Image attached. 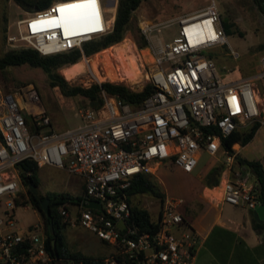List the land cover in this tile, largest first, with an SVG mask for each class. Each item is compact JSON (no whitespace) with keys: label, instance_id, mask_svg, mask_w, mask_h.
Masks as SVG:
<instances>
[{"label":"built area","instance_id":"built-area-1","mask_svg":"<svg viewBox=\"0 0 264 264\" xmlns=\"http://www.w3.org/2000/svg\"><path fill=\"white\" fill-rule=\"evenodd\" d=\"M76 5L91 8V24L66 33L58 19ZM170 24L147 21L141 26L151 56L146 76L153 92L134 106L103 91V103L81 111V124L75 128H53L34 83L8 92L0 82V264H195L199 237L187 201L168 194L163 199L140 195L150 197V204L159 203L157 216L152 214L157 230L145 231L132 219L129 189L138 175L158 177L165 164L193 173L204 154L223 155L224 171L232 173L236 153L223 148V138L246 131L257 121L264 124V52L256 73L225 82L214 59L205 53L229 43L215 0L200 13L181 17L178 35L164 43L155 32ZM113 26L102 0L94 6L86 0H54L47 9L18 20L17 34L9 39L18 48L53 55L82 48ZM25 160L83 178L85 199L100 202L103 209L86 208L82 202L74 214L67 202L60 213L69 227L86 228L110 245L109 256L53 255L42 221L23 226L15 219L18 207L38 211L17 169ZM223 198L249 209L260 204L256 185L228 175Z\"/></svg>","mask_w":264,"mask_h":264},{"label":"rangeland","instance_id":"rangeland-1","mask_svg":"<svg viewBox=\"0 0 264 264\" xmlns=\"http://www.w3.org/2000/svg\"><path fill=\"white\" fill-rule=\"evenodd\" d=\"M102 1L106 17L109 21L113 22L114 18L112 16L114 8L118 5V0ZM215 2L221 11L222 19L232 22L234 26L232 27V32L228 34L229 43L214 46L205 53L214 59L219 73L225 82L253 75L257 71L259 55L264 52L259 50V46L264 45V14L259 10L254 0H215ZM212 3L213 0H144L133 13L131 29L125 37V39L132 40L130 42L134 44V53L140 58L139 61L131 64L130 67L133 69L138 64L142 73H139V70L135 67L136 76L133 79L134 81L128 77L125 78L124 71H121L122 64L114 55L111 57V65H114L113 68L117 73L119 72L120 80L106 78L108 75V65L100 61L98 71L103 76L102 78L94 75V70L88 67L87 71L75 81H68L73 85L84 87H89L95 82L111 81L126 84L135 91L143 90L148 83L146 75L150 72V65L146 61H151V56L148 48H140L137 43L142 34L141 26L147 21L171 22L162 31L155 32V35L161 38L164 43L171 42L178 35L179 19L181 17L201 12ZM90 12L91 10L88 7L70 9L59 21V27L67 33L76 27L75 19L80 16L89 17ZM27 16L26 10L15 0H0V56L9 49L18 48L15 45L16 42L10 41L9 37L10 35L17 34L18 20ZM68 16L73 18L71 25L65 22V18ZM235 53H238L239 56L236 57ZM96 54L90 57L84 56L83 62L87 61L86 58L89 60L95 58ZM141 60L144 66L140 65ZM227 69H230V72ZM60 73L63 74L62 69ZM0 82L8 92H13L26 83H34L39 89L43 107L49 114L54 113L61 130L77 126L81 121L80 112H84L90 106L89 100L86 98L81 96H65L59 87H51L48 83V76L42 68H35L29 65L11 67L5 73L0 72ZM49 130L51 128H45V131ZM31 131L34 132L35 129L32 128ZM246 146L247 148L243 149L242 152L244 155L248 156L251 160L264 161V125L252 142ZM239 148L240 146L237 144L234 145L235 150ZM223 161V155L214 158L208 154H204L202 164L198 165L196 171L193 173H186L179 168L165 164L160 169L159 176L156 179L160 182L165 194L178 198L181 197L187 201L190 189L195 186L198 179L202 178V166L213 167L219 163H223ZM37 177L41 193L44 195L54 192H69L75 196L85 195L83 178L70 174L66 169L46 164L39 167ZM231 178L234 180H246L256 185V177L250 169L242 171L237 167L235 168V172L232 173ZM217 191L218 189H214L210 193H217ZM6 200L8 198L4 199V201ZM150 201L151 198L147 195L135 198V203L140 204L144 208H151L152 214L157 216L159 203L150 204ZM197 203L201 202L198 201ZM190 208L188 206V215H191ZM70 210L75 214L78 211L77 205L71 204ZM14 216L23 226L42 221L41 214L39 211H35L32 206L27 209L18 207L15 210ZM65 235L71 251L81 252L84 255L92 257H106L111 254V246L86 228L80 226L69 227L65 230Z\"/></svg>","mask_w":264,"mask_h":264},{"label":"trees","instance_id":"trees-1","mask_svg":"<svg viewBox=\"0 0 264 264\" xmlns=\"http://www.w3.org/2000/svg\"><path fill=\"white\" fill-rule=\"evenodd\" d=\"M15 1L26 11L32 13L45 10L54 2V0ZM143 1L144 0H118L113 29L107 34L85 41L82 44V48H75L67 52L53 55H42L39 51L31 48L9 49L0 56V72L5 73L11 67L22 65L42 68L48 76V83L51 87H59L62 94L65 96H81L86 98L89 100L90 106L96 102L100 104L103 103V91L108 94L119 96L121 99L134 106H139L142 101L153 92L154 89L151 83H147L141 91H135L126 84L114 83L111 81L95 82L89 87H84L71 84L66 77L60 73V70L82 61L84 56L90 57L112 45L122 42L131 29L133 13L140 7ZM254 2L264 14V0H254ZM222 22L228 35L232 32L234 24L226 19H222ZM137 43L140 48H146L148 46L147 40L144 38L143 34L140 35ZM259 50L264 51V45H260ZM261 127L262 123L257 121L246 131L237 130L233 132L231 135L223 138V148L229 153H236L234 145L237 143L242 146L248 145L252 142L257 131ZM237 167L242 171L250 169L253 172L256 177L258 200L264 205V163L260 160H250L236 153L232 173L235 172V168ZM17 169L28 193L29 200L42 216V221L46 229L47 248L49 251L57 256L68 255L71 257H86L87 255L81 252L70 250L65 235V230L69 228V222L66 221L60 213V206L62 204L70 202L72 205H80L85 199V195L75 196L69 192L42 194V198H50L52 216L51 219H49L43 210L41 199H38L29 188L33 183L39 185L37 177L39 166L34 161L25 160L17 165ZM224 170V163L213 166L203 179L204 185L211 188L218 186L221 182ZM143 194L162 199L166 194L156 177L148 174L138 175L129 189V201L132 204V219H135L143 230L154 232L157 230L158 225L153 221L152 213L140 204L135 203V198ZM51 223L54 226V234L50 232L49 225ZM255 229L259 232L264 231V222L259 223L255 221ZM54 239L56 240V248H54L53 245ZM103 257L104 256H99L98 258Z\"/></svg>","mask_w":264,"mask_h":264},{"label":"crops","instance_id":"crops-1","mask_svg":"<svg viewBox=\"0 0 264 264\" xmlns=\"http://www.w3.org/2000/svg\"><path fill=\"white\" fill-rule=\"evenodd\" d=\"M26 13L29 16L32 12L26 11ZM116 13L117 6L112 16L113 21H115ZM50 115L56 131L71 129L61 130L57 117L54 113ZM80 124L81 121L77 126ZM237 145L240 148L235 150L236 153L250 159L242 153L247 146L239 143ZM200 164H202V159ZM211 169L212 167L202 166V178L198 179L195 186L190 189L187 197V209L188 206L192 208H190L191 215L188 216L199 237L195 264H264V231L259 232L255 229V221H258L255 217V209L236 206L224 200V179L227 175L231 177L232 173L224 171V178L218 186L212 188L205 186L203 179ZM214 189H218L217 193H210ZM197 200L201 203H197Z\"/></svg>","mask_w":264,"mask_h":264},{"label":"bare ground","instance_id":"bare-ground-1","mask_svg":"<svg viewBox=\"0 0 264 264\" xmlns=\"http://www.w3.org/2000/svg\"><path fill=\"white\" fill-rule=\"evenodd\" d=\"M76 6L87 7L85 5H76ZM73 8H75V6L72 7L71 9H73ZM88 8H90V7H88ZM69 10H67V11H69ZM67 11H65V12H63L61 14V17H59V19H58V23H59V21H61V19L63 18V16L65 15V13ZM114 11H115V8H114ZM91 16H92V11L90 12L89 17H83V16L81 17L80 16L77 19H75L74 22L76 24V27H74V29L69 30L68 32L81 30V29L89 26L91 24ZM112 23L113 22L109 21V24L110 25ZM84 24H87V25H84ZM79 26H83V27H79ZM61 30L63 31V29H61ZM130 40L131 39L126 38L122 42H120L118 44H115V45H113V46H111V47H109L107 49H104L101 52L97 53L96 56H95V58H93V59H90L89 60L88 58H86L87 61H85V62H83V60H82V61H80V62H78V63H76L74 65H71L69 67H66L63 70L64 76L69 81H75L80 75H82L83 73H85L87 71L88 67H90V68H92L94 70V72H95L94 75H96L98 78H102L103 76H101L100 73H99V71H98V64H99L100 61H102L103 63L105 62L108 65V75H107L106 78H109L111 80H118L119 79V74H118L119 72L117 73V71L113 68L114 65L113 66L111 65V57L115 55L116 58H118L119 61L122 64L121 65V67H122L121 71L122 70L124 71V73L126 75L125 78L128 77V78H130V80L135 79V76H136V74H135V67H136L137 70H139V73H142V71L140 70L138 64L135 65V67L133 69L130 67L131 64H134L135 62H137V61L140 60L139 56L136 53H134L135 52L134 44H132L131 43L132 40H131V42H130ZM103 69L105 70V68H103ZM122 75L124 76V74H122ZM103 80H105V79H103Z\"/></svg>","mask_w":264,"mask_h":264},{"label":"water","instance_id":"water-1","mask_svg":"<svg viewBox=\"0 0 264 264\" xmlns=\"http://www.w3.org/2000/svg\"><path fill=\"white\" fill-rule=\"evenodd\" d=\"M99 102H96L95 104H91V106H94V105H98ZM30 190L32 191V193L38 198V199H41V204H42V207H43V210L46 214V216L51 219V216H52V211H51V207H50V198L48 197H45V198H42V193H41V190H40V187L38 184L36 183H33L29 186ZM83 205L86 207V208H91V209H98V210H102V204L98 201H94V200H87V199H84L83 201ZM255 217L256 219L260 222V223H263L264 222V205L263 204H259L256 208H255ZM119 225L120 226H124V221H120L119 222ZM50 227V232L51 234H54V226L53 224L51 223L49 225ZM53 245H54V248H56V240L54 239L53 240Z\"/></svg>","mask_w":264,"mask_h":264},{"label":"snow or ice","instance_id":"snow-or-ice-1","mask_svg":"<svg viewBox=\"0 0 264 264\" xmlns=\"http://www.w3.org/2000/svg\"><path fill=\"white\" fill-rule=\"evenodd\" d=\"M86 2H87V4L94 6L96 3V0H86ZM75 7H83V6H75ZM61 11H63V10H61ZM65 22L68 23L69 25H71L73 22V18L71 16H68L65 18ZM39 23L40 24H46V23H50V22L49 21H40ZM35 27H36V25L33 24V28H35Z\"/></svg>","mask_w":264,"mask_h":264}]
</instances>
